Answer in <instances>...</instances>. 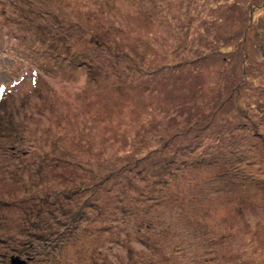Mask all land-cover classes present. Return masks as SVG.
I'll list each match as a JSON object with an SVG mask.
<instances>
[{
	"label": "rangeland",
	"instance_id": "rangeland-1",
	"mask_svg": "<svg viewBox=\"0 0 264 264\" xmlns=\"http://www.w3.org/2000/svg\"><path fill=\"white\" fill-rule=\"evenodd\" d=\"M0 125V264H264V0H0Z\"/></svg>",
	"mask_w": 264,
	"mask_h": 264
},
{
	"label": "trees",
	"instance_id": "trees-1",
	"mask_svg": "<svg viewBox=\"0 0 264 264\" xmlns=\"http://www.w3.org/2000/svg\"><path fill=\"white\" fill-rule=\"evenodd\" d=\"M255 11V10H254ZM250 16L252 17V12L250 13ZM1 126V125H0ZM5 126V125H4ZM4 126L2 127H0V129H4ZM70 186H72V185H70ZM72 187H75V186H72ZM81 187H82V185L78 188V189H76V191H81Z\"/></svg>",
	"mask_w": 264,
	"mask_h": 264
},
{
	"label": "water",
	"instance_id": "water-1",
	"mask_svg": "<svg viewBox=\"0 0 264 264\" xmlns=\"http://www.w3.org/2000/svg\"><path fill=\"white\" fill-rule=\"evenodd\" d=\"M13 259V258H12ZM12 263H17V260L16 259H13L12 260ZM20 264H23V263H20Z\"/></svg>",
	"mask_w": 264,
	"mask_h": 264
}]
</instances>
